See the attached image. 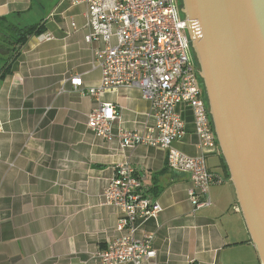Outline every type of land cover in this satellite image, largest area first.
I'll return each mask as SVG.
<instances>
[{"label":"crops","instance_id":"obj_1","mask_svg":"<svg viewBox=\"0 0 264 264\" xmlns=\"http://www.w3.org/2000/svg\"><path fill=\"white\" fill-rule=\"evenodd\" d=\"M85 12L84 4L68 0H0V16L19 26L44 24L43 33L0 52V264H101L96 250L119 236V211L103 194L120 163L133 168L161 205L156 218L140 225L153 233L156 250L145 264H261L219 151L206 153L215 179L210 204L194 208L189 174L168 168L165 150L120 146V129L143 132L154 121L137 88L88 94L101 71L84 39ZM73 75L81 87L71 86ZM102 102L119 114L111 139L87 126L89 112ZM178 109L186 132L173 144L195 155L191 111Z\"/></svg>","mask_w":264,"mask_h":264},{"label":"built area","instance_id":"obj_2","mask_svg":"<svg viewBox=\"0 0 264 264\" xmlns=\"http://www.w3.org/2000/svg\"><path fill=\"white\" fill-rule=\"evenodd\" d=\"M68 1L86 6L84 39L92 49L94 67L101 71L99 83L90 86L88 94L98 97L105 91L134 87L149 103L148 115L153 118V125L143 132L120 129V146L144 144L165 150L167 167L189 174L187 198L192 206L209 205V187L215 179L206 153L219 149L202 102V87L193 71L179 1ZM69 82L74 89L82 86L79 75L71 76ZM181 104L191 111L198 139L195 155H188L173 144L186 132L178 109ZM117 118L115 106L102 102L89 112L87 126L102 138L111 139V125ZM103 196L106 204L119 211V236L96 250V259L101 264H145L154 259L153 233H143L140 225L156 218L161 205L146 193L133 168L126 163L117 165Z\"/></svg>","mask_w":264,"mask_h":264},{"label":"water","instance_id":"obj_3","mask_svg":"<svg viewBox=\"0 0 264 264\" xmlns=\"http://www.w3.org/2000/svg\"><path fill=\"white\" fill-rule=\"evenodd\" d=\"M178 8L219 153L264 264V0H181Z\"/></svg>","mask_w":264,"mask_h":264},{"label":"trees","instance_id":"obj_4","mask_svg":"<svg viewBox=\"0 0 264 264\" xmlns=\"http://www.w3.org/2000/svg\"><path fill=\"white\" fill-rule=\"evenodd\" d=\"M181 6V0H179ZM44 32L43 21H37L32 24L19 26L9 20L7 16H0V49L8 50V53L15 50L16 46L25 43L27 38L32 35H39ZM195 56V55H194ZM196 60V57H195ZM196 65L198 67L197 61ZM201 84V79L198 76ZM202 87V84H201ZM203 90V87H202ZM205 101L206 97L204 95ZM207 104V101H206ZM208 108V105H207ZM210 116V115H209ZM211 122V119H210ZM212 124V123H211ZM220 164L227 177H229L227 166L220 154Z\"/></svg>","mask_w":264,"mask_h":264},{"label":"rangeland","instance_id":"obj_5","mask_svg":"<svg viewBox=\"0 0 264 264\" xmlns=\"http://www.w3.org/2000/svg\"><path fill=\"white\" fill-rule=\"evenodd\" d=\"M34 9H36V8H34ZM47 10H48V6H45L44 7V12H43V15H45L46 13H47ZM35 10H32V12H31V14L30 15H34V12Z\"/></svg>","mask_w":264,"mask_h":264},{"label":"flooded vegetation","instance_id":"obj_6","mask_svg":"<svg viewBox=\"0 0 264 264\" xmlns=\"http://www.w3.org/2000/svg\"><path fill=\"white\" fill-rule=\"evenodd\" d=\"M179 1V0H178Z\"/></svg>","mask_w":264,"mask_h":264}]
</instances>
